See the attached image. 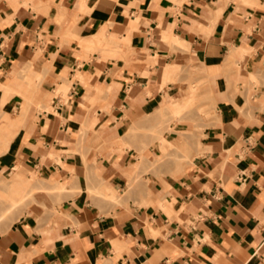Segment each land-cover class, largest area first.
<instances>
[{"label": "crops", "instance_id": "1", "mask_svg": "<svg viewBox=\"0 0 264 264\" xmlns=\"http://www.w3.org/2000/svg\"><path fill=\"white\" fill-rule=\"evenodd\" d=\"M187 54L209 78L215 118L190 167L147 195L129 186L137 150L112 149L142 115L182 110L192 90L177 96L169 80ZM260 70L264 0H0V114L25 109L19 129L6 115L0 139L15 135L0 173L25 178L21 158L66 188L0 233V264H264ZM100 128L105 155L83 154L80 133Z\"/></svg>", "mask_w": 264, "mask_h": 264}, {"label": "rangeland", "instance_id": "2", "mask_svg": "<svg viewBox=\"0 0 264 264\" xmlns=\"http://www.w3.org/2000/svg\"><path fill=\"white\" fill-rule=\"evenodd\" d=\"M98 36L97 34L93 35V40ZM164 39L169 43H174L170 38L165 37ZM177 45L186 48L182 43H177ZM101 46L110 47L106 43ZM239 52L245 55L248 49L239 48ZM187 57L185 62L177 65L175 77L169 80L177 86V96H183L192 90L189 97H183L182 110L177 114L165 109L158 115H142L140 119L147 122V125L140 129L129 130L125 136L120 138L119 145L112 149L117 156L121 155L125 148L137 150V159L134 158L133 161L136 162L139 156L140 162L137 166L134 165V171L130 174L129 186L133 187L140 180V190H144L147 195L151 194L150 186L154 184L155 180L166 183L167 178L177 177L190 167L196 152H200V148L197 150V146L200 145L202 130L210 125L215 118V103L209 78L199 63L192 60L189 54ZM234 59L235 57L230 58L229 61ZM28 71V66L23 68L22 76H27ZM251 75L250 79L255 85L259 86L260 79L264 84V70L258 71L257 75L255 73H251ZM33 78L28 75L29 80ZM31 84L34 87V82L29 81L27 85ZM190 97L194 99L189 101L188 98ZM7 114H0V132L3 129L8 130L5 127ZM8 115L16 119V126L19 129L23 114L9 113ZM184 131L189 134L183 133ZM10 135L8 138L0 139L1 152L4 150V145L8 146L15 133ZM79 143L83 154L89 150L99 155H105L106 148L101 135V128L82 131ZM195 150L197 151L195 152ZM14 165L18 167L15 171L20 172L25 178H17L16 173H12L13 168L0 173V233L21 214L35 207L46 209L51 206L54 208L55 205L60 204L63 197L62 191L66 189L63 183L49 182L42 178L35 167L24 166L21 158H18ZM92 193L107 197L104 192L102 194V192L93 191ZM108 198L117 201L112 197ZM166 213L168 212L166 211Z\"/></svg>", "mask_w": 264, "mask_h": 264}, {"label": "bare ground", "instance_id": "3", "mask_svg": "<svg viewBox=\"0 0 264 264\" xmlns=\"http://www.w3.org/2000/svg\"><path fill=\"white\" fill-rule=\"evenodd\" d=\"M176 41L179 42L180 40H179L178 38H176ZM8 89H9L8 86H5V87H4V90H8ZM4 93H5V92H4ZM5 97H6V96H5ZM192 98H193V97L189 98L188 100L191 101ZM2 99H3V98H2ZM193 99H194V98H193ZM3 100H4V99H3ZM1 104H2V103H1ZM24 111H25V109L23 108V110H22L21 113L23 114ZM8 116H10V115H8ZM9 119H10V118H9ZM9 119L5 117V123H8V122L10 121ZM172 142H173V141H172ZM173 143H174V142H173ZM159 147H161V146H159ZM162 147H163V146H162ZM17 165H18V164H17ZM15 168L17 169L18 167H15ZM63 186H64V185H63ZM171 197H172V196H171ZM171 201H172V200H171ZM171 204H172V203H171Z\"/></svg>", "mask_w": 264, "mask_h": 264}]
</instances>
